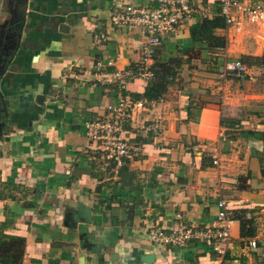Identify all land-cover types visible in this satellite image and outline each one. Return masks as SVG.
Returning a JSON list of instances; mask_svg holds the SVG:
<instances>
[{
	"label": "crops",
	"instance_id": "crops-1",
	"mask_svg": "<svg viewBox=\"0 0 264 264\" xmlns=\"http://www.w3.org/2000/svg\"><path fill=\"white\" fill-rule=\"evenodd\" d=\"M10 2L11 33L0 53V235L21 237L24 246L22 259L15 249L13 260L11 242L0 264H264V70L244 63L253 78L233 76L222 90L216 79L227 62L264 52V23L234 10L235 21L215 30L226 45L211 59L190 32L219 13L220 0H190L191 17L157 48L161 61L182 60L174 83L161 103L137 115L139 122L157 120L162 131L143 137L126 125L142 152L118 167L88 141L83 123L106 114L107 103L144 91L149 77L136 76L142 38L136 29L114 27L110 15L117 4H151ZM257 3L264 0L246 2ZM21 4L25 17L16 23ZM101 33L106 39L95 41ZM114 70L134 76L108 84L95 76ZM224 117L239 124L221 126ZM219 200L227 210L250 208L255 227L243 239L239 222L230 220L224 256L196 240L181 248L148 241L153 226L214 227ZM84 211L73 219L72 212ZM144 254L153 262L142 261Z\"/></svg>",
	"mask_w": 264,
	"mask_h": 264
},
{
	"label": "built area",
	"instance_id": "built-area-1",
	"mask_svg": "<svg viewBox=\"0 0 264 264\" xmlns=\"http://www.w3.org/2000/svg\"><path fill=\"white\" fill-rule=\"evenodd\" d=\"M151 5L137 6L131 4H117L110 15V22L116 28L126 30L136 29L141 36L140 42L141 59L139 70L136 76L150 77L149 67L153 61L156 49L161 45L163 35L174 31L185 19L191 17L193 7L190 0H147ZM247 0H220L219 11L224 18L225 27L230 26L234 21L233 11L239 10L244 18L252 23L262 24L264 22V4L248 6ZM95 41L105 40V34L93 36ZM101 63H97L100 66ZM96 78L103 83L114 81L122 82L125 78L134 76L130 71L114 70L112 72H96ZM232 76L240 79H252V74L244 64L227 62L221 71L216 74L217 86L220 90ZM162 102L157 100H132L120 98L116 102L105 105L106 114L102 117L86 120L83 123V132L88 141L102 152L107 161H112L116 166L121 167L125 159H133L142 152L141 144L131 141L125 135L126 125L138 128L143 137L158 135L162 127L157 120L139 122L137 115L147 107L155 106ZM213 164H218L217 159ZM217 225L203 229L186 225L182 222L166 228L153 226L147 231L148 241L157 246L183 247L194 240L200 241L211 247L219 256H223L230 243L229 223L227 207L223 200L217 202ZM175 218L181 220V215L176 214ZM250 247L256 246L255 239L249 242Z\"/></svg>",
	"mask_w": 264,
	"mask_h": 264
},
{
	"label": "trees",
	"instance_id": "trees-1",
	"mask_svg": "<svg viewBox=\"0 0 264 264\" xmlns=\"http://www.w3.org/2000/svg\"><path fill=\"white\" fill-rule=\"evenodd\" d=\"M218 28H225V21L220 15V11L211 18L203 17L200 19L190 32L193 42L195 44L202 43L204 45L202 46L203 49L207 50L211 59L214 58L213 56L215 53L222 51L226 45L225 37L215 33V30ZM157 51L156 49L153 55V63L149 67L151 74L148 83L142 93L132 94L131 97L133 100L146 99L150 101L158 99L166 92L167 88L174 83L177 70L182 60L179 57H175L167 61H161L160 58L157 57ZM242 63L253 64L264 70V52L260 56H241L240 64ZM220 124L221 126L231 127L238 125L239 122L235 119L224 117L221 118ZM227 217L230 220L234 219L239 222L241 238H252L255 235L254 220L250 208L227 210ZM11 242H13L14 246L12 259H15L16 253L18 252V259L21 260L23 256L24 239L21 237H8L4 235H0V259L11 255H8L11 252ZM15 249H18V251L15 252Z\"/></svg>",
	"mask_w": 264,
	"mask_h": 264
},
{
	"label": "water",
	"instance_id": "water-1",
	"mask_svg": "<svg viewBox=\"0 0 264 264\" xmlns=\"http://www.w3.org/2000/svg\"><path fill=\"white\" fill-rule=\"evenodd\" d=\"M25 10H26V5L25 4H21L17 7L16 9V13H15V17H14V22L18 23L21 22L22 20H24L25 17ZM64 24L60 25V29L63 27ZM44 99L43 95H37L36 96V103L38 104H42ZM73 213V219H78L79 216H84V212H72ZM141 260L146 262V263H151L154 260V255L153 254H144L141 256Z\"/></svg>",
	"mask_w": 264,
	"mask_h": 264
},
{
	"label": "rangeland",
	"instance_id": "rangeland-1",
	"mask_svg": "<svg viewBox=\"0 0 264 264\" xmlns=\"http://www.w3.org/2000/svg\"><path fill=\"white\" fill-rule=\"evenodd\" d=\"M9 4H11L10 0H0V53L5 46V39L2 40V38L7 35L6 30L11 33L10 27H6L8 26L6 24L13 19V15L9 14V12L6 11V8L10 6Z\"/></svg>",
	"mask_w": 264,
	"mask_h": 264
}]
</instances>
